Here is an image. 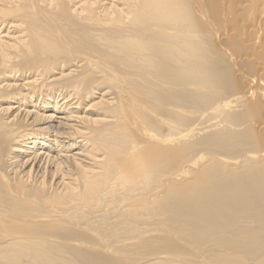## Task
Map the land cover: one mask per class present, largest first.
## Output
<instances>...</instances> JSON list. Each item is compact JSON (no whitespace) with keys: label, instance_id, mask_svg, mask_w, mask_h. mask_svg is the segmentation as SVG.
<instances>
[{"label":"bare ground","instance_id":"obj_1","mask_svg":"<svg viewBox=\"0 0 264 264\" xmlns=\"http://www.w3.org/2000/svg\"><path fill=\"white\" fill-rule=\"evenodd\" d=\"M0 264H264V0H0Z\"/></svg>","mask_w":264,"mask_h":264}]
</instances>
